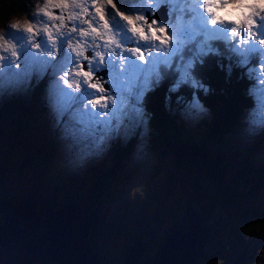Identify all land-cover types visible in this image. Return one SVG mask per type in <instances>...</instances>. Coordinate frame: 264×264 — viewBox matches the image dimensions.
I'll use <instances>...</instances> for the list:
<instances>
[{
	"label": "snow or ice",
	"instance_id": "1",
	"mask_svg": "<svg viewBox=\"0 0 264 264\" xmlns=\"http://www.w3.org/2000/svg\"><path fill=\"white\" fill-rule=\"evenodd\" d=\"M128 3L130 9L121 11L115 0H41L26 23L17 22L0 34V93L19 91L48 76L56 126L69 150L78 147L80 160L146 125L144 97L165 78L175 76L172 93L183 86L204 91L194 73L209 58H226L229 70L232 63L248 66L258 58L259 69L248 67V76L255 79L258 73L264 84V0ZM157 4L182 25L192 22L191 44L184 38L186 29L174 35L173 24L155 18ZM189 60L194 67L186 69ZM199 101L193 94L187 115L197 116L194 105ZM250 119L264 128V113Z\"/></svg>",
	"mask_w": 264,
	"mask_h": 264
},
{
	"label": "trees",
	"instance_id": "2",
	"mask_svg": "<svg viewBox=\"0 0 264 264\" xmlns=\"http://www.w3.org/2000/svg\"><path fill=\"white\" fill-rule=\"evenodd\" d=\"M30 1L35 3V0H1L0 23H7V18L10 19L12 16H16L18 10H27L26 7L31 4ZM115 2L117 7L123 11L129 6L128 0H115ZM17 6H19V9ZM3 9L8 12L4 11L1 14ZM256 63L257 60L253 59L248 67ZM194 74L198 80L200 78L208 79L207 84L212 86V90L207 95L202 89H192L189 86H183L178 92L172 93L169 91L171 82L168 77L146 95V101L149 100L143 103V108L147 116L148 129L143 145L149 150L150 160H152L150 162L154 164V170L142 179L147 183L143 182L137 185V195L126 204L129 205V209L128 207L124 211L117 209L119 204L116 201L115 194L121 192L119 184L122 183L123 178L117 179L118 184L110 185L107 176H119L121 163L129 159L135 146L137 136L134 132L131 136L123 138L125 140L124 145H121V142L113 145L111 150L113 163L110 169L105 170V167L102 166V170L98 169L96 180H88L87 188L83 192L80 188V193H77V196H66V200L67 202L74 201L78 203L91 216L89 242L97 250L98 243L103 242L104 237L109 236L110 238L113 233L118 234L119 238H123L127 243H129L130 235L133 234L134 237H132V241L128 246L130 247L136 239L141 236L145 238L154 223H158L157 228L159 229L163 222L160 215L163 213L162 207L164 206L159 202L164 200L171 210H176L171 214V224L190 204L199 209L202 223L208 221L213 213H218L223 217L224 223L214 227L216 231L213 234L211 233L208 242L218 244L217 257L221 264H225L227 253H232L233 247L238 245L244 246V248L243 250L239 247L236 248L238 251L236 250L235 254L238 256L230 264H261L258 257L264 260V256H262L260 250L258 251L253 238L249 237L248 231L249 227L254 228L253 234L256 231L264 230V196H261L259 191V188L264 186V166L258 163L259 157L256 155L243 154V160L238 163L239 149L237 144L229 142L233 129H224V126L228 123L232 125L231 115L234 123H236L235 127L238 128L241 119L252 104L251 97L247 96L245 84L243 82L238 83L234 78H230L227 75V67H223L221 70L215 64L213 58L207 59L203 65L196 67ZM234 76L238 77V72H235ZM170 78L173 79V76H170ZM49 79L48 76H45L39 82L34 80V85L30 86L32 89H28L29 92H32L31 99L28 98V103L21 99L22 101L15 103L13 107H8L12 114L18 112L17 118L14 114L17 130L11 127L10 132L8 131L5 136L0 128V134H3V138H6L4 146L0 147V196L6 202L17 203V200L9 198L11 186L25 187L24 191H28L27 194L31 195L32 204L38 208L43 205L54 206V203L59 200L55 194H49V191L54 187L53 184L49 187L46 183L49 181L51 174L45 176L41 169L35 170L31 174L29 173V167L28 169L25 168L29 159H36L37 163H43L40 160L44 158L46 159L44 161L46 165L53 156H56L54 138L49 136L51 140L46 142V133L41 132V138L44 142L38 140L35 135L34 139L38 143L40 141L41 144L36 146L33 152H27L23 160L17 159L15 155V147L20 141H26L29 129L37 126L39 122L37 119L42 113H40L38 106L39 104L44 106L41 97ZM193 94L198 97L205 107L210 109V114L206 116L214 118L212 123L216 130V145L211 140L208 129L203 130V134L187 130L190 117L185 109L187 104L191 102ZM181 98L183 103L178 102ZM43 106L40 107L43 108ZM4 109L7 108L4 107ZM4 111L6 110L2 109L0 112V121L6 118ZM223 112L227 113L226 116L228 119L230 118V121L227 122ZM30 114L34 115L35 119L32 120L34 124L29 127L23 122L27 121V116ZM46 132L48 134V129H46ZM22 135L25 137L21 138ZM194 140L196 142H192L190 145L189 142ZM260 142V139H256L252 142L251 148L258 149ZM212 156L219 159V171L216 170L217 167L215 168L216 162L211 161ZM229 165L233 169L230 173ZM160 167L164 168L161 170ZM100 175L105 176L100 177ZM161 175H163L164 184L162 180L158 183ZM143 191H146L145 194L148 196L146 204L141 198L144 195ZM21 192L22 190L18 191L19 194ZM45 197L52 201H45ZM144 204L145 206H142ZM137 206H139V210L142 206V209L138 212L134 211V207ZM108 209L107 214H102V210L106 211ZM124 212H126L125 215ZM141 212L143 217L140 218ZM108 215L109 221H107ZM1 223L2 217L0 215ZM119 223L126 226L125 232L119 228ZM238 223H241L240 227H238ZM168 229L163 232L160 242L165 237ZM145 244L146 250L141 257L143 261L148 260L158 249L157 245L152 251V244H147L146 241ZM128 247L121 246L122 251ZM247 250H251V253L255 254L254 259L246 261L243 259V255ZM98 252L101 260L106 264H110L111 259L114 258V255H108L101 248ZM205 252L208 253L206 248ZM118 254L116 264H120L119 261L124 257L121 253ZM208 256L199 259L196 264H206ZM46 264L60 263L49 262Z\"/></svg>",
	"mask_w": 264,
	"mask_h": 264
},
{
	"label": "rangeland",
	"instance_id": "3",
	"mask_svg": "<svg viewBox=\"0 0 264 264\" xmlns=\"http://www.w3.org/2000/svg\"><path fill=\"white\" fill-rule=\"evenodd\" d=\"M1 1V0H0ZM31 4L26 7L27 10H18L16 11V16L19 17L21 15H26L27 18H30L33 14V12L35 11L36 8V4L39 2H41V0H35L34 1H30ZM34 4V5H33ZM33 5V6H32ZM160 5L157 4V8H159ZM17 8L19 9V6H17ZM130 9V6L127 7L126 10L124 11H128ZM121 10V9H120ZM8 12L6 9L1 10V14L2 12ZM123 11V10H121ZM164 11V9L161 10V12ZM168 11V8H167ZM109 12L111 13V9H109ZM56 13L59 14V10H56ZM159 14V12L157 13ZM169 14V13H168ZM112 15H114V13H112ZM13 17V16H12ZM11 17V18H12ZM10 18V19H11ZM156 18V17H155ZM161 18V17H160ZM10 19L7 18L8 21H10ZM117 21L119 20V18H116ZM162 23H171L173 24V27L175 29H177L180 25L181 22L180 21H175V19L173 17H171L169 15L168 18L164 19H158ZM5 23H0V29H3L4 31H8L9 28V23L7 25H4ZM14 31V30H12ZM39 39V38H38ZM33 53H29V56H33ZM21 63H23V61H21ZM131 63V62H130ZM151 65H149V69H150ZM248 68V66H246V69ZM138 71H147V69H142V68H137ZM27 71V68L22 69V72ZM168 79H170L171 85L175 82V76H173V79L170 78V76L168 77ZM261 79V78H260ZM48 84L45 87V90L43 92L42 95V103H44V106L42 104H39L38 108L40 113H42L41 115H39L37 121L38 124L37 126L31 127L29 129V133H27L26 135V141H20L18 143V145L15 147V155L16 158L19 160H23V157L26 155L27 152H33L36 148V146H39L41 144V142L39 141V143L34 139L35 135L38 138V140H42L41 138V132L46 133L47 136V141L46 142H50L51 138L49 136H51L52 138H54L55 141V145H56V156H53L52 159L49 161V163L47 162L45 165L46 159H41L40 161L43 163H37L36 159H29L27 160V168L29 167L30 171L29 173H33L35 170H39L41 169L42 172H44L45 176H49L51 174V177L49 178V181H47L46 183L48 184L49 187L52 186L53 184V188L49 191V194H55V196H57L59 199V201L54 205L51 206L53 208H58L59 206L65 204L67 202L66 200V196H77V193H80V188H81V192H83L84 189L87 188V182L90 179H97V175H98V169L102 170V166L105 167L106 169H110L111 165H112V156H111V150L113 145H115L117 142H121V145L125 144V138L131 136L133 134V132L135 133V135L137 136L136 142H135V146L130 154L129 159L125 160L124 162L121 163V171L119 173V176H107V181H109L110 185H115L118 184L117 179H121L123 178L122 183L119 184V189L121 190V192H117L115 194L116 196V201L119 205H117V209L120 211H124L125 209L130 208L129 205H126L128 201H130V199H132L134 196L137 195L136 190H137V185L142 184L143 182L147 181H142L143 178L146 177V175H149V173L151 174L154 170L153 168V163H151L150 158L151 155L149 153L148 148L146 149L145 146L143 145V142L146 139V131L148 129V124L143 125L137 129H134L129 135L125 136H118L116 137L113 142V140L109 141L107 147L105 148V150L101 153H99L98 155H93V156H89L83 160L78 159L76 152L78 151V147H74L73 149L69 150V148L67 147L69 141H66L64 139L61 138V131L60 129L56 126V122H55V118L53 116V112L51 109V102L47 93L48 90ZM259 84V91L258 94L259 96L257 97V99L255 100V102L253 103V108L250 107L247 110L246 115L243 116V119L240 122V125L238 126V128L235 127L234 123V119L233 116L231 115L230 118H232L233 123L232 125L230 123H228V125L224 126V129L230 128L233 129L232 133H231V137L229 142H233L235 144H237V147L239 149V156L237 157L238 163L241 162L243 159V154H247L248 156H253L256 155L257 157H259V164H263L264 166V128H249L247 121L251 118V117H256L257 119H259L262 115V113H264V97H262V94H264V84L260 83V80L258 82ZM32 85H34V81L32 83ZM31 85V86H32ZM105 87H109V85L105 84ZM28 89H32L31 87H26L23 88L19 91H5L3 93H0V112L1 110H6L4 111L6 114V118L5 120L2 119L0 121V128L3 130L4 135L6 136L8 134V131L10 132V128H16L17 130V126L15 124V116L17 118V114L18 112L12 114V111L10 109H8V107H13L15 103H18L19 101H22L21 99H23L24 102L28 103V98L31 99V91L29 92ZM113 90H115V86H113ZM225 99V98H224ZM40 106H43L40 107ZM4 107H6L7 109H4ZM21 108V107H19ZM18 110V109H17ZM44 111V112H43ZM225 112V110H224ZM223 112V113H224ZM227 113H224V118L227 119V122L230 121V118L228 119L226 116ZM236 116V115H235ZM35 119L34 115L30 114L27 116V121L23 122L25 123V125L27 124L29 127L31 125H33L34 123L32 122V120ZM214 118H211L210 116L207 117L206 119L204 118V116H192L190 118V121L188 122V128L187 130L189 131H194L197 134H200L202 129V125L205 124V120L207 122V128H208V134L211 137V140H213L214 144L216 145L217 141H216V137H215V128L213 127V123L212 120ZM46 129H48V134L46 132ZM30 136V137H29ZM25 137V136H21ZM124 138V139H123ZM256 139H261L260 145L259 147H257L258 149H253L251 148L252 142H254ZM5 140L6 138H3V134H0V147L4 146L5 144ZM43 141V140H42ZM44 142V141H43ZM192 142H196L194 141H190L189 144L191 145ZM230 147V146H229ZM258 150V151H256ZM223 154V153H222ZM223 158V156H221ZM211 161L216 162V170L219 171L220 168V162L219 159L215 156H212ZM164 167H160V169L162 170ZM97 169V171H96ZM233 169L230 168L229 165V173L232 171ZM105 175H100V177H104ZM153 177V176H152ZM163 175L160 176L158 183L161 182L164 184V179H162ZM264 178V177H263ZM142 181V182H141ZM81 184V185H80ZM12 188L10 189V195L9 198H11L12 200H17V203H12V204H20L22 202H24L27 198V194L28 191H24L25 187H16V186H11ZM177 189V188H176ZM22 190V192L19 194L18 191ZM260 191V195L264 196V186L259 188ZM146 191H143V194L141 196V198L143 199L144 203L146 204V199L148 198V196L145 194ZM15 194V195H14ZM23 200H20V199ZM45 201H52L49 200L45 197ZM140 202V201H139ZM160 204H164V206L162 207L163 213L160 215L163 218V222H162V226L159 227V229L157 228L158 223H154L153 226L150 228L149 233H147L146 237H142V239L144 240V242L146 241L147 244H152L151 248L152 251L153 249L158 245V243L160 242V238L162 236V234H164L163 232L169 228L170 226V220H171V214L174 213L176 210H171V208L167 205V203L164 200H161L159 202ZM141 204V203H140ZM142 205V206H145ZM159 204V205H160ZM142 206L140 208V210L142 209ZM161 206V205H160ZM38 209V208H37ZM40 211V209H38ZM139 210V206L134 207V211H140ZM107 212H109V209L104 211L102 210V214H107ZM126 212H124L125 215ZM143 217V213H140V218ZM92 219V218H91ZM123 219V218H122ZM107 221H109V215L107 216ZM91 222V221H90ZM147 223V222H146ZM150 223V222H148ZM224 223V222H223ZM241 223H238V227H240ZM119 228L122 229L125 232V228L126 226L122 223H119ZM239 229V228H237ZM254 228L249 227V231H248V235L249 237L253 238V240L255 241V246H257L258 251L260 250L262 256H264V230H260V231H256L255 234H253ZM169 232V229L167 230V233ZM166 233V234H167ZM133 235V234H132ZM130 235L129 238V243H131L132 241V236ZM255 235V236H253ZM140 237V238H141ZM129 243L126 242V240H124L123 238H119L118 234L113 233V235L109 238V236L104 237L103 242L98 243V247L101 248L103 250V252H106L108 255L113 256L114 258L111 259L110 264H116L117 263V259L116 257H119L118 253L122 254V257L124 256L125 250L122 251L121 246H129ZM159 246V245H158ZM237 247H239L240 249L243 250L244 246H236L233 247V252L232 253H227V260L225 261V264H230L231 262L234 261V258L237 257L238 255L235 254L236 250L238 251V249H236ZM206 250L208 251V253L204 252V256L202 258H204L205 256H208V261L206 262V264H221L218 261V257H217V253H218V244L216 242L213 243H208L206 246ZM257 254V253H256ZM244 260H248V259H254L255 258V254L253 255L251 253V250H247L246 253H244ZM259 261L261 264H264V260L261 257H258ZM123 259V258H122ZM119 261V263L122 262ZM1 261V260H0ZM106 264V262H104Z\"/></svg>",
	"mask_w": 264,
	"mask_h": 264
},
{
	"label": "water",
	"instance_id": "4",
	"mask_svg": "<svg viewBox=\"0 0 264 264\" xmlns=\"http://www.w3.org/2000/svg\"><path fill=\"white\" fill-rule=\"evenodd\" d=\"M155 17L165 20L166 8L160 7ZM37 208L31 195L20 204L0 196V264H105L89 242L91 216L81 205L68 201L58 208ZM223 222L220 214L213 213L202 223L199 209L190 204L174 219L154 255L141 260L146 244L138 238L126 248L120 264H196L214 227Z\"/></svg>",
	"mask_w": 264,
	"mask_h": 264
},
{
	"label": "clouds",
	"instance_id": "5",
	"mask_svg": "<svg viewBox=\"0 0 264 264\" xmlns=\"http://www.w3.org/2000/svg\"><path fill=\"white\" fill-rule=\"evenodd\" d=\"M36 6H37V8L40 6V3L38 2L37 4H36ZM76 5L75 4H73V7H75ZM161 7V6H160ZM159 7V8H160ZM192 7H193V9L196 7V5L193 3V5H192ZM158 8V9H159ZM165 8H166V12H167V18L169 17V14H168V11H167V7L165 6ZM221 15H223V13H221ZM233 19L235 18L234 16L232 17ZM17 22H19V23H21V24H24V23H26L27 22V16L26 15H21V16H19V17H17V16H13L11 19H10V21H9V26H11V25H13V24H16ZM184 28V29H186L187 30V33H186V35H185V40L189 43V44H191L192 42H193V39H194V37H195V29H193L192 28V22L191 21H186V22H184V24L182 25H180L177 29H175L174 30V35L175 34H178L179 32H180V29L181 28ZM4 32V30L3 29H0V34H2ZM213 60L215 61V64L220 68V69H222L223 67L225 68V67H227V75L230 77V78H234L235 79V81L236 82H238V83H244L245 84V89H246V92H247V96H249V97H251L250 99H251V102H252V104H251V106L250 107H252L253 108V103L255 102V100L257 99V97L259 96V94H258V91H259V87H257L256 85H253V84H250L249 83V81H250V79H249V76H248V71H247V69H246V66H239V65H237L236 63H232V67H231V69L229 70V67H228V65H229V61L226 59V58H213ZM257 60V63L256 64H254V65H256V68H257V70L259 69V67H260V65H259V60H258V58L256 59ZM199 65H197V67H198ZM209 66V65H208ZM152 67V66H151ZM150 67V68H151ZM194 67V64L192 63V61H187L186 62V69H191V68H193ZM201 72H203V70H201ZM235 72H238V77H235L234 76V74H235ZM247 74V75H246ZM257 75H258V73H257ZM199 76H201V74H199ZM209 76V75H208ZM207 77V76H206ZM200 78V77H199ZM261 78V77H260ZM200 81L204 84L203 85V89H204V93H205V95H207L211 90H212V86L211 85H209V84H207V82H209L208 81V79L207 78H200ZM259 82V81H258ZM258 84V83H257ZM258 86H259V84H258ZM116 87H117V89L119 90V88H120V86L119 85H116ZM250 89H252V94H250V92H249V90ZM74 91H75V89H73ZM137 99H139V97H137ZM120 103L121 104H124V103H127V101L126 100H121L120 101ZM194 107H195V109H196V113H197V116H204V118L206 119L207 117H209V116H206L207 114H210V109H208L207 107H205L204 105H203V103L201 102V101H199V103H197L196 105H194ZM249 107V108H250ZM248 108V109H249ZM247 109V110H248ZM144 111V110H143ZM243 111V110H242ZM246 113H247V111H246ZM246 113H245V115H246ZM140 114H142V113H140ZM190 118L192 117V116H189ZM243 119V118H242ZM247 124H248V127L249 128H259V124H258V122L257 121H255V120H252V119H249L248 121H247ZM201 129H202V131H201V134H203L204 133V131L203 130H205V129H208L207 128V122H206V120H205V124H203L202 125V127H201ZM261 140V139H260ZM57 199H60V198H57ZM59 201V200H58ZM214 230V229H213ZM256 241V240H255Z\"/></svg>",
	"mask_w": 264,
	"mask_h": 264
},
{
	"label": "flooded vegetation",
	"instance_id": "6",
	"mask_svg": "<svg viewBox=\"0 0 264 264\" xmlns=\"http://www.w3.org/2000/svg\"><path fill=\"white\" fill-rule=\"evenodd\" d=\"M8 23H9V21H8L7 23H5L4 25H7ZM57 202H58V201H57ZM57 202H56V203H57ZM56 203H55V204H56ZM215 231H216V229L213 230L212 234H213ZM93 248H94V246H93ZM97 248H98V250L100 249V248L98 247V245H97ZM98 250L94 248V251H95L96 253H98V254H99V257H100V253L98 252ZM100 259H101V257H100Z\"/></svg>",
	"mask_w": 264,
	"mask_h": 264
},
{
	"label": "crops",
	"instance_id": "7",
	"mask_svg": "<svg viewBox=\"0 0 264 264\" xmlns=\"http://www.w3.org/2000/svg\"><path fill=\"white\" fill-rule=\"evenodd\" d=\"M222 70V69H221ZM218 75V74H217ZM227 83V82H226Z\"/></svg>",
	"mask_w": 264,
	"mask_h": 264
}]
</instances>
